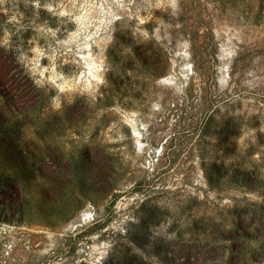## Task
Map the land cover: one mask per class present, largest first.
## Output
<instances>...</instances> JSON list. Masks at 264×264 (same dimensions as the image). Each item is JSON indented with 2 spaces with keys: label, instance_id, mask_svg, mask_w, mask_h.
I'll use <instances>...</instances> for the list:
<instances>
[{
  "label": "rangeland",
  "instance_id": "374dc122",
  "mask_svg": "<svg viewBox=\"0 0 264 264\" xmlns=\"http://www.w3.org/2000/svg\"><path fill=\"white\" fill-rule=\"evenodd\" d=\"M0 45L47 141L0 118V264H264L225 244L264 207V0H0Z\"/></svg>",
  "mask_w": 264,
  "mask_h": 264
},
{
  "label": "trees",
  "instance_id": "16d2710c",
  "mask_svg": "<svg viewBox=\"0 0 264 264\" xmlns=\"http://www.w3.org/2000/svg\"><path fill=\"white\" fill-rule=\"evenodd\" d=\"M46 95L44 90H41L34 79L31 77L30 72L21 65L16 58L13 56V53L5 47L0 45V105L2 103V107L0 108V118L4 124L12 126L17 129L20 135L30 136L29 138L35 140L37 142L38 148L46 147L47 141L45 140L46 134L44 133L43 128L37 131H29L33 128V124L27 121L26 124H21L20 117L25 116L28 119L34 118V112H32V105L36 103V101H45ZM4 109L7 111L9 117H3ZM32 115V117H30ZM37 116V115H36ZM25 128L27 131H21ZM27 132L29 134H27ZM22 135V136H23ZM37 139V140H36ZM24 139L20 138V141L23 142ZM25 150L30 156V158L37 157L36 151L27 145L28 141H24ZM208 180H212V177H208ZM10 187V186H9ZM253 216L249 219V221L241 222L240 224L233 223L228 227L226 237L228 249L233 253L235 247L237 246V242H235V238L242 230H244L245 239L248 245L250 246L251 242L248 239L250 234L246 232V230L252 228L255 230V234L257 235L256 241H258L259 249L264 248V207H259L258 210L253 211ZM251 213V214H252ZM240 237V236H239ZM246 241H244V244ZM217 244V243H216ZM217 248V247H215ZM201 247L193 244H187V247L184 249V259L185 260H195L197 255L199 254ZM202 252V251H201ZM249 251H247L248 253ZM209 253H200V257L204 261L206 260Z\"/></svg>",
  "mask_w": 264,
  "mask_h": 264
}]
</instances>
